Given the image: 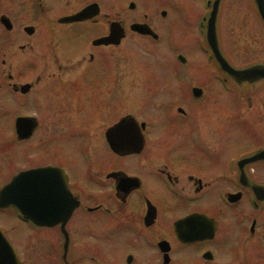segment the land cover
<instances>
[{
	"label": "flooded vegetation",
	"instance_id": "1",
	"mask_svg": "<svg viewBox=\"0 0 264 264\" xmlns=\"http://www.w3.org/2000/svg\"><path fill=\"white\" fill-rule=\"evenodd\" d=\"M165 1L208 7L194 25L176 14L196 28L214 66L201 77L179 45L159 77L121 78L122 41L159 39L131 28L150 26L149 13L125 7L153 0H0V117L13 119L0 126V189L20 171L50 166L67 182L71 207L49 223L0 207V264H264V77L236 81L221 68L206 38L216 0ZM226 1L251 6L264 37L257 0H217L221 54L237 69L264 65L261 57L234 66L225 54ZM88 6L91 14L74 16ZM137 86L146 97L139 113L134 100L125 104ZM19 117L34 119L28 137L16 132ZM237 122L248 129L234 152L222 141L242 132ZM29 141L36 160L25 166ZM10 142L18 147L11 157Z\"/></svg>",
	"mask_w": 264,
	"mask_h": 264
},
{
	"label": "rangeland",
	"instance_id": "2",
	"mask_svg": "<svg viewBox=\"0 0 264 264\" xmlns=\"http://www.w3.org/2000/svg\"><path fill=\"white\" fill-rule=\"evenodd\" d=\"M138 6L136 5L133 9L125 7L124 12L128 14H138L139 12L146 11L149 13V24L151 28L158 33L159 39L152 40L150 38L146 39L141 37L131 39L133 35H129L127 39L122 41L120 45L121 78L139 80L149 77V74H154V77H159L161 72L160 68L162 67L160 66V63L174 62L172 56L174 55L175 58L177 53L175 46L179 45H183V51L188 58V65L194 68L195 73L199 74V77H201V74L206 70L208 71L209 68L214 67L213 65L207 64V58H204L205 55L203 56L202 54L203 50L200 49L202 53L199 51V43H204L203 41H197V36L199 34L196 33V28L191 25L187 26L183 21H180L176 15L178 13L190 14L189 18L193 21L194 25L196 19V16L194 15L198 13H206L207 6H202L199 3L181 5L180 3L167 2L165 0H153L150 7ZM105 9H107V6ZM163 10L168 13L167 17L161 15V11ZM253 11L254 10L251 6H247L242 2L233 3L231 1L229 4V2L226 1L222 6L219 19L220 41L225 54L230 58V61L234 66L241 67L247 63L256 61L255 59L257 58L264 57V37L259 33L260 28L258 19L253 15ZM177 19L180 21L177 29L169 30L167 24L170 21H176ZM174 24H176V22H174ZM247 46L249 48H247ZM172 52L174 53L172 54ZM134 93V96H131L130 99L126 100L125 104L128 105L129 101L134 100L131 103L136 106L137 113H139V110L142 109L141 106L146 104V97L143 95V92L140 91L139 86L134 90ZM150 101L152 100H148V102ZM1 106L2 98L0 97V107ZM127 108L128 107L125 109ZM239 116L240 114L234 115V119L239 120L236 119ZM12 121V118L6 119L0 117V126L8 127L12 124ZM232 126L241 128L242 132L236 135L232 134L230 141L223 138L222 142H225L223 147L227 150L233 149L234 152H238L245 145L243 136L246 134L243 130H247L248 125L244 122H237L231 124V127ZM253 145L254 144H250V142L247 144L248 147H252ZM16 146L15 143L11 145L10 142L8 147L10 157L14 153V150L16 151L18 149ZM24 147L25 155L23 161L24 165L28 166L33 164L36 160L33 154V141L25 143ZM245 150L246 148L243 151ZM17 160L18 159H16V161ZM16 161L15 164L18 165ZM1 184L2 182H0V185ZM0 220L4 222L1 218ZM9 238L14 240L15 236L10 234ZM14 241L16 242V240Z\"/></svg>",
	"mask_w": 264,
	"mask_h": 264
},
{
	"label": "water",
	"instance_id": "3",
	"mask_svg": "<svg viewBox=\"0 0 264 264\" xmlns=\"http://www.w3.org/2000/svg\"><path fill=\"white\" fill-rule=\"evenodd\" d=\"M133 7L134 5L130 4V8ZM257 7L264 20V0H257ZM217 8L216 0L207 20L206 38L221 68L236 81H253L264 77V65L256 64L249 68L237 69L223 57L218 47L215 27ZM90 9L91 6H88L74 16H87V14H91ZM131 28L139 33L157 37L148 24L134 23ZM113 34L117 37V41L122 37L118 28L112 31L111 36ZM33 126L34 119L31 117H19L15 120L16 132L20 137H28L33 131ZM260 155L261 153H256L244 159V162L254 160ZM253 189L259 196L260 186L254 184ZM69 198L67 182L60 176V173H56L55 169L50 166L31 167L20 171L0 189V207L12 206L21 216L32 221H35L36 216L39 215L42 223H49L54 214L60 216L66 213L68 215L71 211V207H68ZM6 244L7 241L0 232V254Z\"/></svg>",
	"mask_w": 264,
	"mask_h": 264
}]
</instances>
